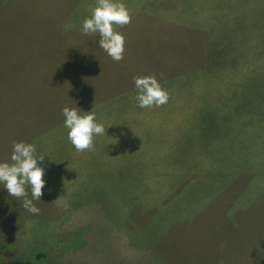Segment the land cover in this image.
I'll return each instance as SVG.
<instances>
[{
  "label": "rangeland",
  "instance_id": "rangeland-1",
  "mask_svg": "<svg viewBox=\"0 0 264 264\" xmlns=\"http://www.w3.org/2000/svg\"><path fill=\"white\" fill-rule=\"evenodd\" d=\"M122 2L139 18L116 29L127 39L115 62L99 34L80 30L96 0H0V48L21 47L0 50V88L20 92L24 76L42 84L30 94L40 106L14 109L23 122L15 141L34 144L38 162L46 155L44 176L56 180L33 201L38 215L2 188L0 200L16 206L0 222V245L10 247L0 264H264V0ZM162 6L175 16L169 25L141 14ZM30 30L59 40L45 43V62L27 76L15 61L30 40L13 32ZM168 37L184 38L181 53H166ZM137 60V76L154 74L170 93L164 106H138L133 76H123ZM65 106L95 112L106 127L94 151L68 140ZM42 245L46 260L35 256Z\"/></svg>",
  "mask_w": 264,
  "mask_h": 264
},
{
  "label": "clouds",
  "instance_id": "clouds-1",
  "mask_svg": "<svg viewBox=\"0 0 264 264\" xmlns=\"http://www.w3.org/2000/svg\"><path fill=\"white\" fill-rule=\"evenodd\" d=\"M132 15L122 0H96L90 16L85 17L81 33L84 35L99 34L98 45L115 62L124 59L126 39L115 30L129 25ZM163 78V73L160 74ZM133 82L138 92L135 99L140 108L162 107L168 103L170 93L158 82L156 76H134ZM80 109L63 107L64 126L68 129L67 138L78 152L94 151V137L106 134V127L98 123L95 112L80 114ZM46 155L37 159L36 146L24 141H12L11 162H0V184L10 197L22 200V207L33 215L40 209L33 201H40L43 196L45 169L41 166ZM31 190V199L28 189ZM55 202V201H54ZM219 264H223L220 261Z\"/></svg>",
  "mask_w": 264,
  "mask_h": 264
},
{
  "label": "crops",
  "instance_id": "crops-1",
  "mask_svg": "<svg viewBox=\"0 0 264 264\" xmlns=\"http://www.w3.org/2000/svg\"><path fill=\"white\" fill-rule=\"evenodd\" d=\"M74 6H76V4ZM160 10H162V13H160V15H159L158 12L147 7L146 9H142L141 14L142 15L147 14V15H150V17H153L155 19L157 18V19H159V21L162 24L164 23L165 26L169 25V23H172L175 16L172 15V13H171V15L165 14L164 13L165 8L163 6L160 8ZM138 18H139V14L137 15V18H136L137 22H138ZM136 20L134 17H132L131 23L126 26V27H128V29L130 31H131V28L133 26H135ZM31 26L32 25H29V29ZM0 27H2V26H0ZM118 27L119 26H116L115 30ZM19 28L22 29V26L19 25ZM13 34H15L19 38H22L26 41L30 40L29 45H28V47L30 48V49H28V54L25 57L22 55L21 59H18L17 61H15V63L18 62L22 66V68L26 69V66H27V68H28L27 76L33 75V73L29 71V68L31 66L42 65L41 63L45 62L44 61V60H46L44 58L45 43L54 42V39H56L57 41L59 40V37H56V36L51 37V36H48L46 33H43L40 35L39 33H35L33 30H30L29 33H25L24 35H17L15 31L13 32ZM30 35L33 38H30ZM168 35H169V33H168ZM25 37H27V38H25ZM126 39H127V36H126ZM166 44H167V48H165V51H166V53H170V54H171L170 51H173V52L175 51L177 53H181V50H182L181 44H183V46L184 45L186 46V43L184 42V38L177 40V42H173V41H171L170 37H168ZM11 49H21V47L18 44V41H13L11 43L8 42L7 45H4L0 48V50H2L3 52L5 50H11ZM183 51H184V48H183ZM51 54H52V57L54 60L61 56V54L57 51V47L51 52ZM124 59H125V57H124ZM138 65H140V62L138 60L131 63V65L129 67V72L127 73V70H125L123 76L125 75V73L130 74L131 77L137 76L136 66H138ZM24 74H25V72H24ZM91 76H93V75H91ZM133 77H132V80H133ZM22 82H23L22 83V91L17 92V93L9 92V85H11L12 83H7V85H4L2 88H0V162H9V163L11 162L10 157L12 154V141L19 137V136L14 137L13 127L18 126V125H23V122L21 120L17 122V118L21 113L20 114L13 113L14 109H17L15 107L24 102V105H22V111L24 113V111L26 112L25 109L28 108L29 106H31L32 104H37L38 106H40L39 101L41 99V95L40 94H34L33 96L35 98H37V99H34L31 97L30 94H32V90H35L37 92L42 91L41 90L42 84L34 82L32 77H28L26 80L25 76L23 77ZM112 84L113 85H120V84H122V82L120 83V81H114ZM129 85L125 88V90L120 88L122 90V92L127 91L129 88ZM25 88H27V91ZM24 92H26V93L24 94ZM26 103H28V104H26ZM13 118H16V119H13ZM22 118L24 119V117H22ZM21 138H23V137H21ZM61 175H62V173H61ZM43 178L46 182H48L50 180H52L53 182H56L55 179H51V177H49L48 175L44 176ZM60 178H62V176ZM54 185L55 184H51V185L47 186V188H51ZM82 185H83L82 186L83 189H88V188L91 189L88 181H84L82 183ZM2 188H3V186H2V184H0V197L3 196L2 193L4 190H2ZM72 194H74V189H72ZM87 195H88V192H85L84 193L85 200H87ZM0 205H2V208L0 210V222H2L3 220L5 222L12 220L13 212H14L13 207L16 206L14 200H0ZM3 206H6L5 210H4ZM23 224H24L23 227H27V228L33 226V225L25 224L24 221H23ZM38 227L39 226H37V228L35 227L34 231L39 230ZM51 228H53L55 231L58 230V228L56 227V225L54 223L51 224ZM19 234L23 237L25 236L24 231L23 232L19 231ZM34 234H35V236H38V234L36 235L35 232H34ZM27 237H30V235L27 234ZM51 243H53V242H51ZM0 246H1L0 247V254H4L5 250L10 249V247L7 246V243H2ZM237 246H239V245H237ZM41 248L42 249H40V250L39 249L36 250L35 256L38 258H39V256H41L40 257L41 259L44 258V260H46L47 254L49 252H51V248L45 249V247H43V245L41 246ZM54 249H56V248L53 247L52 250H54ZM236 262L238 264L239 263H248V262H243V261L239 262V260H237V259H236Z\"/></svg>",
  "mask_w": 264,
  "mask_h": 264
},
{
  "label": "trees",
  "instance_id": "trees-1",
  "mask_svg": "<svg viewBox=\"0 0 264 264\" xmlns=\"http://www.w3.org/2000/svg\"><path fill=\"white\" fill-rule=\"evenodd\" d=\"M4 264H28V263L22 262V261H15V262H9V263H4Z\"/></svg>",
  "mask_w": 264,
  "mask_h": 264
}]
</instances>
